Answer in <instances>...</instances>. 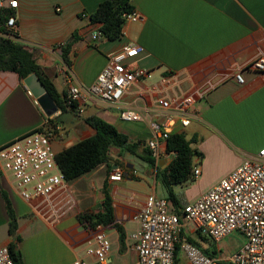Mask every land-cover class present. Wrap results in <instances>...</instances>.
<instances>
[{
	"label": "crops",
	"instance_id": "0c3cea01",
	"mask_svg": "<svg viewBox=\"0 0 264 264\" xmlns=\"http://www.w3.org/2000/svg\"><path fill=\"white\" fill-rule=\"evenodd\" d=\"M103 1L18 0L19 5L14 11L18 28L14 35L30 50L42 67V75L54 84L62 98L70 85L91 86L104 69L107 55L118 51L126 42H134L143 48V53L135 60L136 65L153 71V80L179 73L185 78L187 90L200 93L194 105L197 118L184 130L185 135L189 132L196 138V143L208 142L213 149H226L228 145H240L233 137L234 131L239 130L262 137L258 148L264 147V74L245 71L243 84H238L232 76L228 77L233 69L264 53V0H131L144 21L128 22L121 40L104 38L93 44L89 34L98 26L82 18V14L90 16ZM66 47L71 48L70 66L62 56ZM135 101L136 92L132 91L124 103L135 105ZM87 105L83 114L71 112L76 117L72 124L78 121L75 128L80 140L95 135L96 131L85 122L92 116L108 121L133 142H144L146 146L145 141L152 136L148 121L124 122L120 118V108L107 107L94 100ZM46 120L19 76L15 72H0V148L18 136L44 126ZM71 145L72 142L64 143L56 153ZM192 149H195L194 143ZM112 150L116 151V156ZM241 151L245 156L257 153ZM205 153L193 161L194 169L202 170L201 176L195 179L198 184L209 169ZM129 155L133 154L126 152L121 155L119 149L112 148L109 156L114 160L110 159L109 164H103L70 182L78 207L68 211L57 222L48 221L35 212L33 206L20 197L12 175L1 172L0 247L14 241L8 234L9 218L2 196V191H5L18 218L16 235L21 237L18 248L23 251L24 264H70L76 258L91 261L84 245L87 232L83 222L79 221V215L102 209L106 183L113 201L115 222L126 233L124 244H121L119 232L107 227V236L112 243L110 264H139L128 236L137 228L131 218L144 204L147 195L153 193L167 199L170 211L182 214L187 204L210 191L231 173L220 175L208 187L194 194H191L192 186L188 183L172 185L174 203L168 198L163 174L172 160L163 155L156 166L149 164V176L155 175L151 185L149 178L139 175ZM240 159L241 164L243 158ZM117 170L122 171L123 177L119 181H111V175ZM160 173L163 174L161 189L157 181ZM132 194L134 202L129 200ZM25 217L31 219L26 221ZM182 223L186 224L184 235H196L188 223L184 220ZM24 242H27L26 248H23Z\"/></svg>",
	"mask_w": 264,
	"mask_h": 264
},
{
	"label": "built area",
	"instance_id": "2783aa9c",
	"mask_svg": "<svg viewBox=\"0 0 264 264\" xmlns=\"http://www.w3.org/2000/svg\"><path fill=\"white\" fill-rule=\"evenodd\" d=\"M18 5V0H0V14L14 12ZM82 18L90 20L86 13ZM136 21H144L136 10L124 15L123 37L126 24ZM4 28L9 34L0 35L14 38L18 28L14 14L8 17ZM89 37L93 44L104 39L99 28L91 31ZM142 53L143 48L137 43H124L118 51L107 55L104 69L91 86L70 85L63 101L68 110L77 115L83 114L85 105L94 100L107 107L120 108L124 122L148 121L152 136L146 147L158 164L163 155L171 160L175 157V152L166 150L168 139L175 132L184 133L197 118L194 105L200 93L187 90L185 78L179 73L153 80V71L136 65L135 60ZM249 70L264 74V53L233 69L228 77L243 84L244 72ZM132 91L136 92V104L124 103ZM48 127L46 121L44 126L1 147L0 173L12 175L20 197L30 203L35 212L48 221L57 222L78 206L52 146L60 126ZM201 171L194 169V179L201 176ZM122 177V171L117 170L110 180L119 181ZM129 200L135 201L134 194ZM131 220L137 228L128 239L133 242L139 264H264V147L255 155L245 156L226 178L187 204L182 214L170 211L167 199L151 193ZM182 220L196 235L208 238L213 244L234 233L242 235L245 241L226 259L218 254L209 256L183 239L186 224ZM82 224L87 232L86 254L92 260L76 258L70 264H110L112 243L107 236V226L93 227L85 221ZM10 254L8 246L0 247V264H15Z\"/></svg>",
	"mask_w": 264,
	"mask_h": 264
},
{
	"label": "trees",
	"instance_id": "16d2710c",
	"mask_svg": "<svg viewBox=\"0 0 264 264\" xmlns=\"http://www.w3.org/2000/svg\"><path fill=\"white\" fill-rule=\"evenodd\" d=\"M135 10L131 4V0H105L94 13L90 14V22L94 26H98L101 30L104 38L110 41H117L123 38V25L124 15ZM14 14L12 11H8L7 15L0 14V33L2 35L9 34L4 28L10 15ZM0 35V72H15L19 78L24 81L28 76L35 74L44 83L48 93L52 96V99L57 104L62 112H71L68 110L67 105L63 101L61 94L57 91L54 84L45 79L42 75V67L37 63L33 54L23 43L17 40L18 36L14 35V38L4 37ZM69 53L71 48L66 47L62 52L64 61L71 65L69 60ZM47 125L56 128L62 124L56 122V119H48ZM87 124L93 128L96 133L90 138H85L79 142L64 148L57 153L56 159L59 169L64 174L65 179L68 182H72L91 171L101 167L103 164H109L110 150L117 148L121 151V155L126 152L137 156L148 164L156 166V161L152 156V152L148 147L143 146L144 142H133L125 134L118 132V130L111 125L108 121L98 116L87 117ZM196 142V138L191 140L186 138L184 133L175 132L169 139L166 150L168 153L175 152L176 155L169 164V166L163 170L164 183L169 191V200L176 203L174 190L172 185H184L194 179V158L200 157L201 154L195 149H192V144ZM195 180V179H194ZM104 199L102 209L94 213H81L79 215L80 222H88L92 225H104L115 228L120 236V243L124 244L125 230L124 228L115 222L113 201L108 192V185H104ZM2 196L5 200L7 213L9 218V231L8 234L13 237L14 241L11 242L8 247L10 255L15 264H24L22 254L18 249V243L21 242V237L16 235L19 230L18 218L14 212V207L7 193L2 191ZM193 245L201 249L205 254L209 256H215L218 254L215 249V244L210 247L205 245L209 242L208 238L198 236H184Z\"/></svg>",
	"mask_w": 264,
	"mask_h": 264
},
{
	"label": "rangeland",
	"instance_id": "374dc122",
	"mask_svg": "<svg viewBox=\"0 0 264 264\" xmlns=\"http://www.w3.org/2000/svg\"><path fill=\"white\" fill-rule=\"evenodd\" d=\"M89 105H85L84 110L86 111L87 107ZM77 122L75 124H70V125H60V131H58L55 141L53 143V150L56 152L57 150H60L61 147L63 146L64 143L67 142H72V144H75L79 142L80 140V135L76 131V126ZM53 127V126H51ZM50 128V127H48ZM51 129V128H50ZM189 131V129H188ZM246 133L245 131H234L233 137H235L237 143L240 145L233 146V145H228L226 149H213V147L208 143V142H194L195 150L202 154L203 152L205 153V157H207V163L209 169L206 171V175L204 176V179L202 180L201 184L196 183V181L193 179L192 181H189L188 184L191 185V194L197 193L201 188H206L208 187L216 178H218L220 175H224L226 173H230L234 171L239 165H240V158L244 159V153L241 150H245L249 154H254L257 151H259L258 145L259 141L261 138L259 135H251V134H244ZM252 133V132H250ZM186 138L188 140H191L193 138V134L186 133ZM148 140L145 141L147 144ZM204 143V144H203ZM141 147H145V144ZM208 148H211L209 151H207ZM112 154H115L116 156V151H111ZM204 155L202 154L203 157ZM128 158L132 160V163L136 165L138 173L140 176L147 177L146 179L149 178V180H144V181H149V183L152 185L153 181H155V175L150 177L148 174V171L150 169L149 164L144 161L141 158L134 157L133 155H129ZM111 160H114L113 157L110 158ZM243 161V160H242ZM242 163V162H241ZM107 168L105 167L104 170ZM164 174V173H163ZM163 174H158L157 181L159 184V188L161 189L162 186V177ZM26 221H29L31 217H25ZM24 222V221H23ZM190 228V226H188ZM193 237H197L195 234H192ZM185 237L187 236V233L184 235ZM245 239L243 238L242 235L239 233H234L227 237L226 239L222 240L218 244H215V249L218 252V255L222 258H227L229 255L233 254L239 247L244 243ZM212 245L211 241L205 245L206 247H210ZM27 247V242L23 243V248ZM19 249V248H18ZM21 254L23 251L19 249ZM23 255V254H22ZM21 255V256H22Z\"/></svg>",
	"mask_w": 264,
	"mask_h": 264
},
{
	"label": "water",
	"instance_id": "95a60500",
	"mask_svg": "<svg viewBox=\"0 0 264 264\" xmlns=\"http://www.w3.org/2000/svg\"><path fill=\"white\" fill-rule=\"evenodd\" d=\"M23 83L32 95L33 99L44 112L46 118L56 119V122L66 125L72 124L74 121H76L74 113L67 111L62 112L59 109L57 104L52 99V96L45 88L44 83L37 75L32 74L28 76L26 79H24Z\"/></svg>",
	"mask_w": 264,
	"mask_h": 264
}]
</instances>
